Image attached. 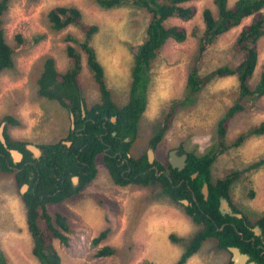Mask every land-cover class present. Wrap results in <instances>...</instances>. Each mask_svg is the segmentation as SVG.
I'll list each match as a JSON object with an SVG mask.
<instances>
[{"label": "rangeland", "instance_id": "1", "mask_svg": "<svg viewBox=\"0 0 264 264\" xmlns=\"http://www.w3.org/2000/svg\"><path fill=\"white\" fill-rule=\"evenodd\" d=\"M229 1L233 5L237 0ZM189 4L198 8L192 20L169 21L170 25L185 27L188 38L183 43L168 41L152 62L148 107L139 123L141 131L150 138L166 127L164 143L153 152V160L163 165H167L169 153L174 149L203 155L218 146V122L239 97L237 79L226 77L213 80L186 100L187 79L193 69L204 76L219 67L239 63L240 56L232 47L242 26L251 22L247 19L242 26L220 37L201 57L203 11L211 8L216 15L217 10L213 0H195ZM56 6L76 7L84 23L99 27L91 45L104 67L111 100L119 106L127 103L132 85L131 47L144 41L149 22V14L133 5L104 9L95 0L10 2L1 19L5 39L14 49L15 67L0 74V128L5 118L12 115L20 125L8 127V133L36 145L46 144L49 139L64 141L72 129L71 114L58 102L38 95L37 79L47 56L55 58L59 71L66 72L71 65L67 46L75 47L82 57L80 80L84 101L91 107L100 100L98 84L80 46L85 35L75 26L60 32L52 29L48 15ZM17 36H21V43ZM68 36L74 37L77 43ZM258 50L259 66L252 85L258 81L264 62V37L259 41ZM262 120L264 97L247 100L246 108L232 121L226 142L233 143ZM149 148L148 142L140 140L133 150L142 156ZM263 160L264 136H255L239 147L229 148L212 166L213 182L231 172H241L231 188L230 200L255 226H259L257 223L264 216V166L252 170L248 167ZM97 165L103 171L104 167ZM21 191L24 195L28 188L18 186L13 173L0 171V247L8 264H39L31 252ZM48 209L50 214L66 215L70 225L69 245L55 242L62 264H176L186 242L202 229L192 223L181 206L162 194L158 186L119 187L108 176L92 182L82 194L63 204L50 205ZM107 229L110 230L108 237L95 245L93 241ZM171 235L184 238L185 242L176 244L170 240ZM104 247L113 248L115 253L97 256ZM231 257V253L218 248L214 239H209L186 264H231Z\"/></svg>", "mask_w": 264, "mask_h": 264}, {"label": "trees", "instance_id": "2", "mask_svg": "<svg viewBox=\"0 0 264 264\" xmlns=\"http://www.w3.org/2000/svg\"><path fill=\"white\" fill-rule=\"evenodd\" d=\"M11 1H0V74L15 67L14 49L5 39L1 19ZM193 1L195 0H95L104 9L133 5L149 14L144 41L131 47L134 58L132 85L129 99L122 106L111 100L104 67L91 45V39L99 27L84 23L82 13L76 7L56 6L50 11L48 19L52 29L60 32L75 26L84 33L85 39L80 46L86 54L89 69L98 84L100 100L91 107L86 105L80 80L82 57L75 47L68 45L67 53L71 64L69 70L59 71L55 58L47 56L37 79V92L41 98L56 101L70 114H74L75 130L69 129L66 139L67 142H72V147H68L64 141L49 139L46 144L39 146L43 152L42 157L34 159L32 152L26 148L31 142L14 139L8 133V127L19 126V121L12 115L5 118L8 124L4 131L6 145L0 139V171L13 173L18 186L22 187L25 184L30 186L23 195V201L26 206L27 228L31 236V252L39 264H62L55 242L60 241L65 246L70 242L68 234L71 229L67 216L61 212L50 214L48 207L62 204L78 195L96 175L95 157L108 147L103 157L117 186H158L174 201V204L184 207L185 214H188L194 222L199 226L203 225V229L186 242L185 250L176 264H186L200 252L209 239H214L219 249L228 251L229 247H237L243 253L249 254L253 261L264 264V216L257 223L262 228L263 236L256 237L253 228L257 225L255 226L246 215L237 210L230 200L231 188L240 178L241 172H231L216 183L211 181L212 166L220 155L231 147L243 145L252 137L264 136V120H262L242 133L233 143L226 142L231 123L237 114L246 108L247 100L264 97V62L260 68L258 81L254 85L251 84L259 66V41L264 37V0H237L233 5H230L229 0H213L217 14L215 15L211 8L203 11L205 29L200 38L201 57L220 37L242 26L245 20L251 19L249 24L242 26L232 47L240 56L238 64L219 67L204 76L199 74L197 69H193L188 75L187 101L215 79L235 77L238 81L239 97L218 122V146H213L203 155H198L194 151L189 152L186 169L182 172L174 171L182 177L172 176V181L164 175L158 176L154 170L148 171L150 164L146 155L139 160L129 159V163H124L123 167L119 166V156L113 157L118 152L121 154L128 152L131 143L122 142L123 139L117 142V138L112 133L121 131L123 137L129 135L133 137L138 131L140 119L147 110L149 72L152 62L156 60L168 41L183 43L187 40V29L179 25H170L169 21L173 18L183 21L192 20L198 13L196 5L189 4ZM68 39L77 43L72 36H68ZM17 41L22 42L21 36H17ZM82 103L85 106V118ZM113 117L116 118L117 125L112 122ZM164 133L165 129L155 136L152 141L154 147ZM10 150L21 152L24 156L23 161L15 164ZM119 158L123 161L127 157L123 154V157ZM261 166H264V160L248 169ZM14 168L16 169L13 170ZM195 173L198 177L193 180L192 175ZM75 177L79 181L78 187H75L73 181ZM181 178L184 179V184L178 187ZM204 182L209 184L208 200H204L200 190ZM189 186L196 187V195L200 198L198 201H192ZM251 197L253 198L254 194H251ZM221 198H225L234 212L242 214L243 217L239 219L237 216H223L220 211ZM180 200H188L192 202V206H185ZM109 233V229L101 232L93 241L94 244L99 245ZM170 240L176 244L185 242L184 238L176 235H171ZM114 253L113 248L104 247L97 256L107 257ZM0 264H8L1 247Z\"/></svg>", "mask_w": 264, "mask_h": 264}, {"label": "flooded vegetation", "instance_id": "3", "mask_svg": "<svg viewBox=\"0 0 264 264\" xmlns=\"http://www.w3.org/2000/svg\"><path fill=\"white\" fill-rule=\"evenodd\" d=\"M147 111V110H146ZM146 113V112H145ZM145 113H144V115H145ZM143 115V116H144ZM142 116V117H143ZM86 117V115L84 114V118ZM114 118V117H113ZM113 118H111V120L113 119ZM117 121V120H116ZM140 121H141V119H140ZM140 121H139V123H140ZM112 122H114L115 123V125H117V123L115 122V121H113L112 120ZM165 123V122H164ZM2 125H5V127H4V131H5V128H6V126H7V121L6 120H4V122L1 124V127H2ZM74 125H75V123H74ZM166 127L165 126H163L162 127V129L160 130V132L162 131V130H164ZM71 130H75V127L74 128H72ZM165 131H166V129H165ZM159 132V133H160ZM118 133H120V135L118 134ZM159 133H157L156 135H158ZM112 135L114 136V137H116L117 138V142H119L120 140H122V142H128V143H131V146H130V150L128 151V152H122L123 154H125L126 155V159L125 160H123L122 161V159L121 158H119V157H123V154H121L120 152H118V153H116L113 157H117V156H119L118 157V160H119V166L120 167H123V164L124 163H129V159H135V160H139V159H141L144 155H142V156H138L137 155V153H138V150H137V152H135L134 150H133V148H135L136 149V145L138 144V142L140 141V140H144V141H146V142H148L149 143V145H150V148L149 149H151V150H153V152L160 146V145H162V143H164V139H163V137L165 136V133H164V135L161 137V139H160V141H159V143L154 147L153 145H152V141L154 140V138H155V136L156 135H154V136H152L151 138L149 137V135H147V134H145L143 131H141V129H140V126L138 127V131H137V133L132 137V135H129V136H126V137H123L122 136V132L120 131V132H113L112 133ZM5 137V136H4ZM12 137V136H11ZM67 139V138H66ZM5 141H6V139H5ZM22 141H24V140H22ZM64 142L67 144V146L68 147H72V142L71 141H66V140H64ZM30 144H33V143H30ZM29 145V144H28ZM28 145H26V148H27V146ZM38 148H39V146L40 145H36ZM40 149V148H39ZM108 149H109V147H108ZM108 149H104L103 150V153L102 154H98L96 157H95V159H94V169L96 170V175H95V177L93 178V180H91V182H89L81 191H80V193H78V195H80V194H82L83 193V191L85 190V189H87L90 185H91V183L92 182H96V180L98 179V178H100V177H102V178H106L107 176L111 179V181L113 182V184L115 185V186H117L115 183H114V181H113V177H112V175H111V172H110V170H109V168H108V166H107V164H106V161L104 160V157H103V154L104 153H107V150ZM41 150V149H40ZM11 151L12 150H10V153H11ZM17 151V150H16ZM42 151V150H41ZM150 151V150H149ZM176 152V155L178 156V157H181L182 155H184V154H187V160H186V162H185V165H183L182 167V169L180 168L181 167V165H180V162L178 161V163H177V165L175 166V165H173L172 164V162H171V155H172V153L173 152ZM19 152V151H18ZM31 152V151H30ZM21 153V152H20ZM149 152H147V154H145L146 155V157H147V160H148V162H149V164H150V167L148 168V171H155L156 172V174L158 175V176H166L167 178H169V180L170 181H172L171 180V178H172V176H174L175 178H179V177H182V176H180V175H178V174H176L174 171H178V172H182V171H184L185 169H186V167H187V165H188V153H180L179 152V150L178 149H174V150H172V151H170V153H169V157H168V163H167V165H163L162 163H160L158 160H153V163H150V158H149V154H148ZM33 154V153H32ZM42 154H43V152L41 153V155L39 156V157H37V156H34V154H33V158L34 159H40L41 157H42ZM12 156V155H11ZM173 157V156H172ZM12 159H13V157H12ZM23 159H24V156H23V158L21 159V161H19V162H16L15 161V159H13V162L16 164V163H21L22 161H23ZM99 159H100V161H99ZM160 165H159V164ZM97 164H101L103 167H104V169H103V171H99V169H98V165ZM162 166H163V168H162ZM131 167V166H130ZM16 168H14L13 170H15ZM19 170H21V169H19ZM131 170V168L129 169V171ZM197 177H198V174L197 173H195V174H193L192 175V179L193 180H196L197 179ZM76 179V180H75ZM75 180V181H74ZM73 181H74V183H75V187H78L79 186V181H78V179H77V177H75L74 179H73ZM211 181H212V177H211ZM212 183H216V182H213L212 181ZM181 184H184V179H180V182H179V184H178V187L179 186H181ZM25 185H27V184H25ZM25 185H23L22 186V188H24V186ZM28 186V189H29V185H27ZM130 186V185H129ZM154 185H151V186H149V187H153ZM140 187H142V186H140ZM148 188V187H147ZM205 188H207V190H208V193H209V184L207 183V182H204V184H203V186L200 188V190H201V193L203 194V197H204V200H208V198H209V194H207V195H205V193H204V189ZM188 190H189V192H191L190 194H191V196H192V201H198V199H200L197 195H196V187H193V186H189L188 187ZM21 193H22V195H23V191H21ZM162 194H164V192H162ZM78 195H75V196H78ZM165 196H167L166 194H164ZM75 196H73V197H75ZM72 197V198H73ZM168 198H169V200L172 202V203H174V201L169 197V196H167ZM72 198H70V199H72ZM69 199V200H70ZM224 198H221V201L223 200ZM69 200H66L65 202H67V201H69ZM180 201H182V204H184V201H187V204H184L185 206H192V202H190V201H188V200H180ZM221 201H220V207H221ZM65 202H63V203H65ZM62 203V204H63ZM198 205H199V203H198ZM183 209H184V207H183ZM233 209V208H232ZM184 211H185V209H184ZM220 211H221V214L223 215V216H227V215H229V214H227L226 212H224V210H221L220 209ZM233 212H234V210H233ZM235 213V212H234ZM187 216H188V214H186ZM229 216H231V215H229ZM190 219H191V221H192V223H194V224H196L197 225V227H199V225L196 223V222H194V220L190 217V216H188ZM243 217V216H242ZM240 219V218H239ZM201 226V228L203 229V225L201 224L200 225ZM225 225H223V227H224ZM254 229V228H253ZM242 252V251H241ZM243 253V252H242ZM244 254H247V253H244ZM248 256H249V261H248V263H250V262H255V261H253L252 259H251V256L249 255V254H247ZM231 256H232V254H231ZM255 263H257V262H255ZM231 264H234V260H233V256L231 257ZM258 264V263H257Z\"/></svg>", "mask_w": 264, "mask_h": 264}, {"label": "water", "instance_id": "4", "mask_svg": "<svg viewBox=\"0 0 264 264\" xmlns=\"http://www.w3.org/2000/svg\"><path fill=\"white\" fill-rule=\"evenodd\" d=\"M82 109H83V112L85 114L84 103H82ZM71 119H72V128H74L75 127V125H74L75 116L73 113H71ZM112 120L116 121V118H113ZM4 127H5V125H2V127L0 128V139L6 145V141H5V137H4ZM27 149L29 151H31L34 154V156H37V157H39L42 153V151L34 144H29L27 146ZM148 154H149L148 156L150 158V163H153V159H154L153 150H150ZM11 155H12L13 159H15L16 162L21 161V159L23 158V154L16 151V150H12ZM170 160H171L172 164L175 166L177 165V163L179 161L180 165H181L180 168L182 169L183 168L182 166L185 165V162L187 160V154H184L181 157H178L176 155V152L174 151L171 155ZM24 188L27 189L28 186L25 185ZM204 193H205V195L208 194L207 188L204 189ZM184 204H187V201H184ZM220 209L224 210V212H226L227 214H229L231 216H237L238 218H242V216H243L242 214L234 213L231 205L229 204V202L225 198L221 201ZM253 231H254V234L256 237H260L261 232H262V228L260 226H257L256 228L253 229ZM228 251L233 256L234 264H257L255 262L248 263V261L250 259L249 256L247 254L242 253L241 250L237 247H229Z\"/></svg>", "mask_w": 264, "mask_h": 264}, {"label": "crops", "instance_id": "5", "mask_svg": "<svg viewBox=\"0 0 264 264\" xmlns=\"http://www.w3.org/2000/svg\"><path fill=\"white\" fill-rule=\"evenodd\" d=\"M13 138H15L14 136H13ZM15 139H17V138H15ZM17 140H26V139H17ZM27 141H29V140H27ZM31 143H33L34 145H36L34 142H32V141H30ZM62 258V257H61Z\"/></svg>", "mask_w": 264, "mask_h": 264}]
</instances>
